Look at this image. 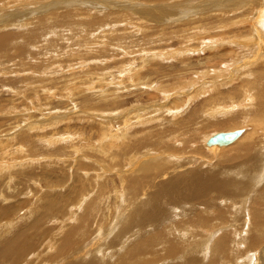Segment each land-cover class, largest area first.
<instances>
[{
	"label": "rangeland",
	"instance_id": "1",
	"mask_svg": "<svg viewBox=\"0 0 264 264\" xmlns=\"http://www.w3.org/2000/svg\"><path fill=\"white\" fill-rule=\"evenodd\" d=\"M263 6L264 0H0V38L5 37L0 41L4 46H0V242L14 237L21 229V239L40 252H37L39 256L35 252L24 262L15 264H67L71 261L74 264H91L92 261L96 264H134V261L136 264H264V244L249 249L241 241L243 235L251 236L255 232L254 229L247 234L245 229L249 227V217L257 213V204L264 202V141L256 145V148L262 145V150L250 152L239 144L225 148L216 156L208 153L210 148L204 142L199 148L196 146L198 149L180 154L181 161L167 157L170 151L169 148L164 150L166 140L160 150L148 148L147 152L142 147L151 144L152 139L159 144L161 131L168 130L172 115L176 114L178 122L185 123L194 112L207 108L211 96L229 99L228 94H235L237 87L246 84V79L247 84L257 83L256 73L264 68V19L261 28L245 21L250 9H254L251 16L254 17ZM156 13L159 15L155 16ZM219 45L231 53L219 54ZM151 53L157 56L151 57ZM215 54L221 58L215 59ZM230 55L239 57L228 69L232 73L236 71L235 77L228 70L224 76L221 74L225 71L221 76L213 74L217 67L222 69L229 65L233 58L226 59ZM248 61L253 62L250 65ZM249 69L256 77L246 73ZM152 71L154 75L150 74ZM158 71L164 73L163 76L167 74L164 76L167 79L161 80L156 74ZM115 96L117 103L111 99ZM236 97L239 98L236 102L226 101L218 109L229 112L230 108L232 114L219 119L235 120L234 123L205 128L198 136V143L217 133L248 130V124L240 116L245 112L243 104L248 105L247 98L239 94L234 95ZM235 105L238 107L231 108ZM123 129L124 133L132 131L128 136L130 141L127 134L121 137ZM183 141L173 139L167 144L184 151L186 142ZM127 145L134 148L135 157L126 155ZM190 150L196 153L191 152L192 155ZM246 153L251 154L245 157ZM140 160L146 161L142 171L146 166L156 169L163 163L158 169L171 165V171H184L186 179H191L190 175L194 176L197 171H205L204 174L214 180L207 197L190 191L183 193L173 183L176 197L169 195L179 196L177 201L187 204L184 210L176 207L178 210L171 212L172 220L179 218L176 215L180 216L183 211L181 214L185 216L179 222L197 221L201 219L198 214L206 210L203 216L212 219L209 233L215 232L211 241L208 233L199 231L204 227L193 226L190 229L197 232L167 229L172 235L168 237L174 239L170 243H166L169 238L155 246L145 243V237L157 233L150 234L153 225L149 222L152 226H145L137 233L139 226L128 218L132 206L127 207L123 187L127 167ZM249 166H253V171ZM227 167L233 172H246L228 173V176L219 172ZM176 178L169 175L160 179L153 195L159 187L166 188ZM220 179L228 185L221 184ZM222 185L228 188L227 195L226 190H221ZM200 201L204 202L200 205ZM147 204L143 203L138 209L151 211ZM95 206L99 207L95 209ZM3 207L10 209L9 218H5ZM107 219L110 220L107 222ZM108 224L115 227L113 234H107L111 229H107ZM243 226H247L245 232ZM163 232L162 237L166 235ZM128 233L138 237L137 245ZM125 235L130 240L125 239ZM219 236H223L222 240L228 238L229 249L225 253L222 251L225 241L214 242ZM112 241V246L107 245ZM83 249L87 254L77 258ZM157 257H161L159 261ZM5 263L0 261V264Z\"/></svg>",
	"mask_w": 264,
	"mask_h": 264
},
{
	"label": "bare ground",
	"instance_id": "2",
	"mask_svg": "<svg viewBox=\"0 0 264 264\" xmlns=\"http://www.w3.org/2000/svg\"><path fill=\"white\" fill-rule=\"evenodd\" d=\"M237 6V5H236ZM162 7V6H161ZM165 8V7H164ZM232 9V8H231ZM256 9V8H255ZM253 12H254V9H250L249 10V12H248V20L247 21H245V22H250V24H252L253 25V27H256L255 25H260L259 27L261 28V26H262V23H263V19H264V6L259 10V11H257L256 12V14H255V16L254 17H251L252 16V14H253ZM157 15H159V13L157 14L156 13V15L155 16H157ZM232 15H235V14H232ZM229 16H230V14H229ZM261 17V18H260ZM147 20H149V19H147ZM223 21H225V20H223ZM101 22H103V21H101ZM248 22V23H249ZM84 23V22H83ZM91 23V22H90ZM97 24H98V22H96ZM96 23H94V24H96ZM226 24H228V21L226 22ZM223 25V24H222ZM95 27V26H94ZM140 27V26H139ZM209 27V26H208ZM221 27H223V26H221ZM87 28V27H86ZM141 28H143V27H141ZM211 28V27H210ZM230 28V27H229ZM257 28V27H256ZM142 30V29H141ZM201 30V29H200ZM200 30H197V31H199L200 32ZM209 30V29H208ZM218 30V29H217ZM141 32V31H140ZM196 32V31H195ZM205 31H203L202 33H204ZM232 32V31H231ZM138 33V32H137ZM207 33H208V31H207ZM212 33H214V32H212ZM220 33V32H219ZM191 35H193V34H191ZM144 36V35H143ZM244 37V36H243ZM5 38V37H4ZM4 38H0V41H3L4 40ZM119 38V37H118ZM143 38V37H142ZM147 38V37H146ZM186 38V37H185ZM213 38V37H212ZM245 38H247V37H245ZM204 39H206V38H204ZM208 39V38H207ZM220 39V38H219ZM252 39V38H251ZM210 40H212V39H210ZM218 40V39H217ZM249 39L247 38V41H248ZM93 41V40H92ZM215 41V40H214ZM219 41V40H218ZM224 41H226V39L224 40ZM250 41V40H249ZM89 42V41H88ZM139 42V41H138ZM193 42V41H192ZM213 42V41H212ZM200 43V42H199ZM222 43V42H221ZM237 44V43H236ZM84 45V44H83ZM130 45V44H129ZM133 45V44H132ZM200 45V44H199ZM218 45V44H217ZM235 45V44H234ZM239 45V44H238ZM238 45H236V46H238ZM245 45V44H244ZM247 45V44H246ZM0 46H3L2 44H1V42H0ZM105 46V45H104ZM220 46V45H219ZM242 46V45H241ZM4 47V46H3ZM87 47V46H86ZM214 47V46H213ZM213 47L211 48V49H213ZM224 46L223 45H221L220 47H219V50H217V48H216V50L218 51V53L219 54H222V53H225V52H227V54H229V53H231L230 51H228V49H224L223 48ZM235 47V46H234ZM1 48V47H0ZM103 48V47H102ZM148 49V48H147ZM210 49V50H211ZM97 50V49H96ZM99 51V50H98ZM149 51V50H148ZM185 51V50H184ZM215 51V50H214ZM125 52V51H124ZM138 53V52H137ZM184 53V52H183ZM103 54V53H102ZM152 54V53H151ZM161 54V53H160ZM181 54V53H180ZM214 55V54H213ZM261 55V54H260ZM157 55H156V53L154 54H152L151 55V57H156ZM159 56H161V55H159ZM212 56V55H211ZM223 56V58H224V55H222ZM226 56V55H225ZM258 56V55H257ZM117 57V56H116ZM230 57H232L231 55L226 59L227 61H229L231 58ZM143 59H144V57H142ZM221 58V56L220 55H216L215 54V59H220ZM233 59H231V61H230V63H229V65L227 66V67H222V69H221V67L220 68H216V70L215 71H212V73L214 74V73H216V74H218L219 73V76H221V75H226V73H227V71L226 70H228L230 67H231V65L233 64V62L234 63H236V62H238V56L236 55V56H234V57H232ZM258 58H261L260 56H258ZM116 59V58H115ZM132 59V58H131ZM130 59V60H131ZM214 59V60H215ZM255 59V58H254ZM253 59V60H254ZM137 60V59H136ZM145 60H147V58H145ZM144 60V61H145ZM224 60H225V58H224ZM258 59H256L255 61H257ZM263 60V59H262ZM261 60V61H262ZM85 62V61H84ZM155 62V61H154ZM249 62V61H248ZM253 62V61H252ZM252 62H249V64L251 65L252 64ZM145 63V62H144ZM42 64V63H41ZM159 64V63H158ZM136 66V65H135ZM213 66V65H212ZM82 67V66H81ZM87 67H89V66H87ZM92 67H93V65H92ZM141 67V66H140ZM160 67V66H159ZM252 67V66H251ZM136 68V67H135ZM239 68V67H238ZM241 68V67H240ZM39 69V68H38ZM209 69V68H208ZM207 69V70H208ZM214 69V68H213ZM237 69V68H236ZM252 69V68H251ZM251 69H249V71L248 70H246L247 72L246 73H248V74H251L252 76H255V73L251 70ZM33 70V69H32ZM101 70V69H100ZM127 70V69H126ZM180 70V69H179ZM182 70V69H181ZM187 70V69H186ZM212 70V69H211ZM230 70V69H229ZM228 70V72H230ZM151 71V70H150ZM178 71V70H177ZM177 71H174L175 73L177 72ZM222 71H225V74L222 72ZM255 71V70H254ZM147 72V71H146ZM221 72L223 73V74H221ZM236 72V71H235ZM235 72L233 71V73L232 72H230V73H232V75L234 76L235 75ZM238 72V71H237ZM129 73V72H128ZM130 73H132V70H131V72ZM180 73V72H179ZM209 73V72H208ZM244 73V72H243ZM92 74V73H91ZM134 75H135V73H133ZM133 74H131V75H133ZM144 74V73H143ZM150 74H153L154 75V71H152V72H150ZM157 76H159V77H161V80H163L162 78L165 76V75H167V74H165L164 76L162 75V74H164V73H161L160 71H158L157 73ZM172 74V73H171ZM177 74V73H176ZM221 74V75H220ZM240 74V73H239ZM254 74V75H253ZM258 74L260 75V78L258 79ZM110 75V74H109ZM127 75V74H126ZM130 75V74H129ZM130 75V76H131ZM170 75V74H169ZM173 75H175V74H173ZM251 75H249V76H251ZM102 76V75H101ZM145 76V75H144ZM172 76V75H171ZM242 76H243V74H242ZM256 76H257V79H256V84H254V83H252L251 81H249V83L251 82L252 84H247V82H248V80L246 79V84H244V85H241V87H237V91H234L235 92V94H233V93H229L228 94V97H230L229 99H226L225 98V96H222L223 95V93H219L221 96H222V99H219V98H217V97H214V98H212V96H211V99L209 100V102H207L208 104L206 105V107L207 108H201V110H197L196 112H194L192 115H190L189 116V118L187 119V121L184 123V122H178L180 119L179 118H177V115L175 114V115H172V119H170V120H173L172 122H171V125L170 126H168V130H166L165 128H164V130L163 131H161V135H160V137H159V144H157L156 142L158 141H156V142H154V140L152 139V143L150 144V142H149V145H147V146H142V147H144V150H147V152H149L150 151V149H149V151H148V148H154L155 150H157V149H161V146H162V143H165V140H166V145L164 146V150L166 149V148H169L168 149V151H170V152H168V153H170V154H168L167 155V157L168 158H170V159H172V160H177V161H181L182 159H181V157H179L180 156V154L181 155H183V153H186V151L188 150V149H195V147L197 146L198 148H199V144H202V143H206V146L208 147V148H210L208 151V153H210L211 155H214V156H216V155H219V153H221L220 151H223L225 148H228V147H232V146H234V145H239V144H242V145H244L245 146V149H247V150H251L250 152H252V149H256V150H262V149H260V147L262 146H260V147H257L256 148V145H258V144H260V143H262L263 141H264V133H263V130H264V102L262 101V99L264 98V83H263V80H264V68H260V69H258V71H257V73H256ZM255 76V77H256ZM262 76V77H261ZM97 77V76H96ZM235 77V76H234ZM255 77H253L254 79H255ZM87 78H90V77H87ZM136 78V77H135ZM141 78H143V77H141ZM171 78V77H170ZM180 78V77H179ZM252 78V77H251ZM262 78V79H261ZM91 79V78H90ZM145 79V78H144ZM164 79H167V78H165L164 77ZM178 79V78H177ZM240 79H242L241 77H240ZM253 79V80H254ZM32 80V79H31ZM171 80V79H170ZM174 80H175V78H174ZM59 81V80H58ZM85 81V80H84ZM137 81H138V79H137ZM159 81V80H158ZM233 81H235V80H233ZM238 81V80H237ZM26 82V81H25ZM67 82V81H66ZM143 82V81H142ZM68 83V82H67ZM86 83H88V82H86ZM103 83V82H102ZM225 83V82H224ZM61 84V83H60ZM139 84V83H138ZM219 84V83H218ZM230 84V83H229ZM160 85V84H159ZM158 85V86H159ZM231 85V84H230ZM233 85H234V83H233ZM232 85V86H233ZM157 86V85H156ZM231 86V87H232ZM236 86H239V84L238 85H236ZM94 87V86H93ZM92 87V88H93ZM155 87V86H154ZM177 88V87H176ZM59 89V88H58ZM214 89V88H213ZM217 90V89H216ZM167 91V90H166ZM49 92V91H48ZM164 92H165V90H164ZM226 92V91H225ZM212 93V92H211ZM210 93V94H211ZM227 93V92H226ZM18 94V93H17ZM237 94H239L240 96H243V95H245V97L247 98V102H248V105L247 104H243V106H244V109H245V112H242L241 113V118H242V120L245 122V124L247 125L248 124V130H247V128H244V129H242L241 131H242V134L238 137V139L237 140H235L233 143H231V144H229V145H217V144H215V143H209V139L210 138H212V137H214L215 135H213L212 137H211V135L208 137V138H203V139H201L200 140V143H198V136L199 135H202L203 134V131H204V129L205 128H208V127H214V126H220L221 127V125H223V123H226V122H230V123H234V121L235 120H226V122H224V121H221L219 118H222V117H225L226 115H231L232 114V112L230 111V108L227 106V108H229V112H226V111H221V110H218L219 108H220V106H221V104L222 103H224V102H226V101H229V102H236V100L237 99H239V98H234V95L236 96ZM180 98V97H179ZM112 99V101L114 102V103H117V101H118V98H117V96H115V97H113V98H111ZM209 99V98H208ZM208 99H206V101L208 100ZM243 101V100H242ZM245 101L246 100H244V103H245ZM205 102V101H204ZM204 104V103H203ZM223 105V104H222ZM34 106V105H33ZM223 107V106H222ZM236 107H238V106H236L235 105V107H231V108H236ZM240 108V107H239ZM223 109H225V108H223ZM239 111V110H238ZM244 111V110H243ZM237 112V111H236ZM143 113V112H142ZM170 113V112H169ZM168 113V114H169ZM172 113V112H171ZM234 114V113H233ZM151 116H153V115H151ZM149 117V116H148ZM147 117V118H148ZM156 118V117H155ZM155 118H154V120H155ZM223 119V118H222ZM151 120H153V119H151ZM150 121V120H149ZM149 121H148V123H149ZM156 121V120H155ZM161 121V120H160ZM166 122H167V120H165ZM145 122V121H144ZM154 122V121H153ZM158 122V121H157ZM147 123V122H146ZM145 123V124H146ZM168 123V122H167ZM172 123H176V124H172ZM155 124V123H154ZM161 124V123H160ZM227 124V123H226ZM153 125V124H152ZM156 125V124H155ZM145 126H147V125H145ZM151 126V125H150ZM219 127V128H220ZM128 129V128H127ZM131 130H133V129H131ZM137 130V129H136ZM140 130V129H139ZM156 130H157V128H156ZM239 130V129H238ZM237 130V131H238ZM149 132H150V130H148ZM132 132V131H131ZM130 132V133H131ZM232 132H234V131H232ZM129 132L127 133H124V129H123V131H122V135H121V137L122 136H125L126 134V136H127V138H128V136H129V134H130ZM139 133V132H138ZM142 132L140 131V134H141ZM151 133H152V131H151ZM157 133H158V130H157ZM222 133H225V132H222ZM227 133H229V132H227ZM261 133V134H260ZM263 133V134H262ZM104 134V136H105V133H103ZM137 134V133H136ZM144 134V133H143ZM148 134V133H147ZM150 134V133H149ZM218 134V133H217ZM153 135V134H152ZM138 136V135H137ZM145 136H146V134H145ZM63 137V136H62ZM206 137V136H205ZM132 138V137H131ZM142 139V138H141ZM144 139L146 140V138L144 137ZM147 139H149V138H147ZM150 139H151V137H150ZM173 139H183L185 142H186V144L184 143V141L182 142V143H184L183 145L185 146V148H184V151H182V150H175L174 148H173V145H169V144H167L169 141H173ZM128 140L130 141V139L128 138ZM260 140V141H259ZM54 141V140H53ZM72 141V140H71ZM137 141V140H136ZM258 141H259V143H258ZM131 142H132V140H131ZM135 143V142H134ZM138 143H140V142H138ZM204 143V144H205ZM1 144H3V143H1ZM137 144V143H136ZM54 145V144H53ZM183 145H181V146H183ZM128 146V148L129 149H127V150H125V153H126V155L128 156V157H132L133 158V156L135 157V154H134V151H133V149L134 148H132L131 146H129V145H127ZM183 146V147H184ZM204 146V145H203ZM124 147V146H123ZM171 147V148H170ZM196 147V149H198ZM95 149V148H94ZM138 150V149H137ZM153 150V149H152ZM192 150H190V152L189 153H191L192 152ZM142 151V150H141ZM196 151V150H195ZM195 151H193V152H195ZM139 152V151H138ZM144 152V151H143ZM142 152V153H143ZM153 152V151H152ZM155 152V151H154ZM164 152V151H163ZM192 152V153H193ZM197 152H198V150H197ZM262 152V151H261ZM3 153V152H2ZM141 153V152H140ZM191 153V154H192ZM196 153V152H195ZM257 153V152H256ZM8 154V153H7ZM247 154V155H246ZM245 154V157H247L248 155H250L251 153H246ZM262 153H260V155H261ZM193 155V154H192ZM264 156V155H263ZM166 157V158H167ZM189 157V156H188ZM261 157V156H260ZM1 158V157H0ZM140 158V157H139ZM253 158V157H252ZM2 159V158H1ZM256 159V158H255ZM195 160V159H194ZM198 160V159H197ZM248 160H250V159H248ZM257 160V159H256ZM124 161V160H123ZM142 160H140V161H137V162H140L139 164L137 163V162H135L134 164H130L128 167H127V170H126V173H127V176L124 178V181H123V187H124V192H125V198H126V202H127V207H129V206H132L131 207V209H132V212H129V214H128V211L126 212L127 214H128V218H129V220L130 219H133L134 221H135V224L136 225H138L139 226V228H138V230H137V233H139V231H141V230H143L144 229V227L145 226H152L153 225V229H151V230H149V231H151V235H152V233L154 234V233H157V235H153L152 237H148V238H146L145 237V243H149V246H155L154 244H157V243H161V241L162 240H166V239H168L169 237L168 236H172L170 233H169V231H177V230H181V232L183 231V229H189V230H192V229H190L191 227H193V226H195V227H204V228H201L199 231H202V233L203 234H209V236H210V238H209V240L211 241L212 240V238L215 236V232H213V233H209V232H211L212 230H210V223L212 222V219H210L211 217L210 216H203V214L205 213V211L204 212H198V211H196L197 213H199L198 215L201 217V219H199V220H195V221H188V223L187 222H184V223H182L181 221L179 222V220H181L180 218H183L185 215V213H183V215L181 214L183 211L182 210H180V211H182V212H180V216H177L176 215V217H179V218H175L174 220H172V215H171V212L172 211H174V210H178L176 207H179L180 209H183V208H185L186 206H187V204H185L184 202H181V201H177V199H179V198H181V197H179V196H177V198H172L171 196H173L174 195V192L176 191V189H180V190H183V193H185V192H188V191H190L191 193H195V195L196 196H200V195H202L203 197H207L210 193H209V191L210 190H212L213 189V181L214 180H212V179H209L208 178V176L207 175H205L206 174V172L205 171H203V172H200V171H197L196 173H195V175L194 176H192V175H190L191 176V179H186L185 178V175L183 174V172L184 171H181V172H179L180 170H178V172H175V171H171V167L170 166H168L167 165V167H164L162 170H160V169H158V168H161V167H163L164 165H163V163H161V164H159V165H157V168L155 169H150V168H146V167H148V166H146L144 169H143V171H142V166L144 165L143 163H145L146 161H142ZM168 162V161H167ZM174 162V161H173ZM247 162V161H246ZM169 163V162H168ZM187 163V162H186ZM190 163V162H189ZM205 163V162H204ZM250 163H252V162H250ZM255 163V162H254ZM188 164V163H187ZM249 164V163H248ZM258 164V163H257ZM123 165V164H122ZM135 165V166H134ZM163 165V166H162ZM253 165V164H252ZM259 165V164H258ZM153 166V165H152ZM177 166H179V164L177 165ZM176 166V167H177ZM130 167H132V168H130ZM187 167H189V166H186V168ZM245 167H246V165H245ZM251 166H249V168H250ZM253 167V166H252ZM251 167V168H252ZM148 169V170H147ZM174 169V168H173ZM177 169H179V168H177ZM177 169H176V171H177ZM219 169V168H218ZM242 170H243V168H241ZM253 169L254 168H252V169H250L251 171H253ZM153 170V171H152ZM217 170V169H216ZM232 170V168H229V167H227V169H221V170H219V172L220 173H222V174H226L227 176L229 175L228 173H230V174H235L236 172H237V170H236V172H233V171H231ZM234 170V169H233ZM249 170V171H250ZM146 171V173H144ZM213 171V170H212ZM239 171H241V170H239ZM237 172V173H245L246 171H243V172ZM142 173H143V175H142ZM176 173H179V174H176ZM205 173V174H204ZM218 174V173H217ZM256 174H257V171H256ZM255 174V175H256ZM142 175V176H141ZM169 175H172V176H176L177 178L176 179H174V180H172L170 183H169V185L166 187V188H162V189H160V187L158 188V190H157V194H155V195H153V193L154 192H156V191H154V189L157 187V184H158V182H160L161 180L160 179H165V178H167ZM210 175V174H209ZM212 175V174H211ZM237 175V174H236ZM239 175V174H238ZM264 175V174H263ZM251 177V176H250ZM14 178V177H13ZM232 178V177H231ZM233 178H235V177H233ZM246 178L248 179V176H246ZM263 178H264V176H263ZM11 179V178H10ZM123 179V178H122ZM216 179H218V178H216ZM237 179V178H236ZM257 179V178H256ZM219 181H221V179L219 180ZM235 181V180H234ZM236 181H238V180H236ZM243 181V180H242ZM245 181V180H244ZM248 181H250V180H248ZM247 182V181H246ZM251 182V181H250ZM171 183H173V185H174V187H176V189L173 191L172 190V185H171ZM245 183V182H244ZM248 183V182H247ZM204 184H206V185H204ZM221 184H224V185H228V184H226V182H225V180H223V181H221ZM233 184V183H232ZM243 184V183H242ZM251 184V183H250ZM235 185V184H234ZM237 185H238V183H237ZM245 185H248V184H246L245 183ZM221 187V186H220ZM225 187H227V186H225ZM229 187V186H228ZM242 187V186H241ZM245 187V186H244ZM243 187V188H244ZM222 189L221 190H223L224 188H223V185H222V187H221ZM230 188V187H229ZM237 188H239V187H237ZM107 189V188H106ZM226 189H228V188H226ZM226 189H224V190H226ZM255 189V188H254ZM108 190V189H107ZM114 190V188L112 189V191ZM206 190H208L207 192H206ZM215 190H217V189H215ZM220 190V189H219ZM220 190V191H221ZM239 190V189H238ZM227 191L228 190H226L225 192H226V195H227ZM257 191V190H256ZM262 191V190H261ZM189 192V193H190ZM239 192V191H238ZM263 193L262 194H264V190L262 191ZM177 193V192H176ZM239 194V193H238ZM242 194V193H241ZM261 193H259V195H260ZM169 195H171V196H169ZM223 195V194H222ZM258 195V194H257ZM258 195V196H259ZM54 196V195H53ZM175 196V195H174ZM187 196V195H186ZM2 197H4L3 195H2ZM147 198L146 200H144V198ZM176 197V196H175ZM260 197V196H259ZM53 197H51V199H52ZM105 198H106V196H105ZM124 198V197H123ZM140 199L141 198V200H137V199ZM183 198V197H182ZM189 198V197H188ZM256 198V197H255ZM263 199H264V197H263ZM124 200V199H123ZM185 199L183 198V201H184ZM187 201H189V200H191V199H186ZM262 200V199H261ZM224 201V200H223ZM226 201V200H225ZM204 201H200V205L203 203ZM228 202V201H227ZM260 202V201H259ZM55 203V202H54ZM143 203H145V204H147V206H149L150 208H152V210L151 211H149L148 209H147V212H143L141 209H138V207H141L142 206V204ZM183 203V204H182ZM187 203V202H186ZM222 203V202H221ZM225 203V202H224ZM255 203H258V202H255ZM75 204V203H74ZM163 205V206H162ZM231 205V204H230ZM252 205H254V204H252ZM162 206V207H161ZM192 206V205H191ZM99 206H95L94 208L95 209H97ZM193 208H194V206H192ZM191 207V208H192ZM198 207V206H197ZM196 207V208H197ZM248 207V206H247ZM253 207V206H252ZM257 207H258V209L256 208V210H255V212H257L256 214L254 213V214H252V216L251 217H249V218H251V220H249L250 221V223H249V227L247 228V226H243L244 228H243V232H245L244 231V229L245 228H247V229H245L246 231H247V234H250L254 229H255V232L253 233V235H249V236H245V235H243V237H242V240L241 241H243V243L245 244V247H248L249 249L250 248H259L260 246H262L263 244H264V202H262V203H260V204H257ZM5 207H3V209H4ZM45 208H46V206H45ZM191 208H189V209H191ZM253 208H255V206L253 207ZM1 209V208H0ZM3 209H2V211H3ZM6 209V208H5ZM47 209V208H46ZM60 209V208H59ZM221 209V208H220ZM250 209V208H249ZM252 209V208H251ZM50 210V209H49ZM184 210V209H183ZM197 210V209H196ZM217 210H219L218 208H217ZM9 211H10V209H9ZM9 211H7V209L6 210H4V215H7V217H5V218H9L8 217V215H11L10 213H11V211L9 212ZM44 211V210H43ZM52 211H53V209H52ZM187 211H188V208H187ZM190 211V210H189ZM193 211V210H192ZM208 211V210H207ZM222 211H223V209H222ZM164 212V213H163ZM191 212V211H190ZM194 212V211H193ZM217 212V211H216ZM220 212V211H219ZM34 213H36V212H34ZM51 213V212H50ZM163 213V214H162ZM195 213V212H194ZM196 213V214H197ZM83 214V213H82ZM117 214V213H116ZM219 214H221V213H219ZM250 214V213H249ZM84 215V214H83ZM113 215V214H112ZM115 215V214H114ZM171 215V216H170ZM225 215V214H224ZM82 216V215H81ZM193 216H196V215H193ZM40 217V216H39ZM113 217V216H112ZM116 217V216H115ZM191 217V216H190ZM198 217V216H197ZM204 217H207V218H204ZM41 218V217H40ZM86 218V217H85ZM186 218V217H185ZM1 219V218H0ZM34 219H37V217L36 218H34ZM126 219V218H125ZM124 219V220H125ZM195 219V218H194ZM213 219H215V218H213ZM223 219H225L224 217H223ZM110 219H107V222L109 221ZM113 220V219H112ZM123 220V221H124ZM7 221V220H6ZM37 221V220H36ZM54 221V220H53ZM56 221V220H55ZM122 221V220H121ZM222 221V220H221ZM9 222V221H8ZM114 222V221H113ZM116 222H118V221H116ZM152 223V225L151 224H149V223ZM190 222V223H189ZM243 222V221H242ZM42 223V222H41ZM111 223H112V221H111ZM120 223V222H119ZM177 223V224H176ZM12 224V223H11ZM37 224H38V221H37ZM62 224V223H61ZM60 224V225H61ZM104 224V223H103ZM107 224V223H106ZM59 225V226H60ZM64 225V224H63ZM118 225V224H117ZM132 225L134 226V224L132 223ZM132 225H130V226H132ZM11 226V225H10ZM31 226V225H30ZM30 226H28V227H30ZM116 226V225H115ZM27 227V228H28ZM58 227V226H57ZM136 227V226H135ZM23 228H26V227H23ZM22 228V229H23ZM26 228V231H28V230H30V229H27ZM109 228H111L110 230H109V232L107 233V234H113V230L115 229V227L114 226H111V224H108L107 225V229H109ZM118 228H119V226H118ZM34 229V228H33ZM38 229V228H37ZM36 229V230H37ZM167 229L169 230V231H167ZM24 230V229H23ZM39 230V229H38ZM37 230V231H38ZM194 231H198V230H196V229H193ZM20 231H21V229L19 230V232H17L15 235H14V237H12V238H8V239H6L5 241H2V242H0V261H5L6 263H9L10 261H13V263L15 264V262L16 263H21V262H24V260H26L27 258H29L31 255H32V253H35L36 252V249L33 247V245H30L31 243L29 242V241H27V242H29L30 244H27L26 243V241H24V240H22L21 239V236H20V234H22V233H20ZM34 231H35V229H34ZM68 231V230H67ZM116 231H119L118 229L116 230ZM148 231V232H149ZM162 231H164L165 233H166V235L165 236H163L162 237ZM218 231V230H217ZM66 232V231H65ZM74 231H72V233H73ZM110 232H112V233H110ZM163 232V233H164ZM178 232V231H177ZM184 232H186V231H184ZM25 233V232H24ZM75 233V232H74ZM101 233H103V232H101ZM100 233V234H101ZM136 233V232H135ZM190 234L191 233H193V232H189ZM217 233V232H216ZM242 233V232H241ZM129 235H131L134 239H135V244L137 243V241H138V237H136V235H134V234H132V233H128ZM178 234V233H177ZM177 234H176V236H177ZM236 234H237V232H236ZM65 235V234H64ZM63 235V236H64ZM67 235V234H66ZM70 235V234H69ZM139 235V234H138ZM142 235V234H141ZM149 235V234H148ZM179 235H182V234H179ZM238 235V234H237ZM46 236V235H45ZM68 236V235H67ZM66 236V237H67ZM71 236V235H70ZM73 236V235H72ZM95 236V235H94ZM106 236V235H105ZM112 236V235H111ZM183 236V235H182ZM204 236V235H203ZM223 236H227V235H223ZM223 236H219V237H217L216 238V241L214 240V242H215V244H217V243H220V242H222L223 243V241H225V243H223V246H225V248H222V251H223V253H225V250H228L229 249V245H228V243H227V239L228 238H224L223 240H222V238H223ZM69 237V236H68ZM98 237V236H97ZM102 237V236H101ZM107 238H108V236H106ZM105 237V238H106ZM127 235H125V239H127ZM181 237V236H180ZM179 237V238H180ZM26 238H28V237H26ZM65 238V237H64ZM104 238V239H105ZM106 238V239H107ZM112 238H113V236H112ZM129 238V237H128ZM142 238H143V236H142ZM43 240L45 239V241H46V238H42ZM41 239V240H42ZM75 239V238H74ZM95 239V238H94ZM116 239V238H115ZM117 239H118V237H117ZM178 239V238H177ZM189 239V238H188ZM195 239V238H194ZM68 241L70 240V238L69 239H67ZM77 240V239H76ZM102 240V239H101ZM119 240V239H118ZM117 240V241H118ZM128 240H130V238L128 239ZM142 240H144V239H141L140 241L142 242ZM164 240V241H165ZM190 240V239H189ZM64 241V240H63ZM72 241H74V240H72ZM103 241V240H102ZM114 241V240H113ZM113 241H112V243L111 244H107V245H110V246H112V244H114L113 243ZM116 241V240H115ZM124 241V240H123ZM122 241V242H123ZM172 241H174V239H170L169 238V240L166 242V243H170V242H172ZM183 241V240H182ZM181 241V242H182ZM187 241V240H186ZM64 242H66V238H65V241ZM70 242V241H69ZM86 242V241H85ZM128 242V241H127ZM126 242V243H127ZM184 242V241H183ZM63 243V242H62ZM87 243H88V241H87ZM105 243V242H104ZM118 243V242H117ZM143 243V242H142ZM243 243H241V245L243 244ZM65 244V243H64ZM63 244V245H64ZM71 244V243H70ZM73 244V243H72ZM101 244H102V242H101ZM120 244V243H119ZM118 244V245H119ZM124 244H125V242H124ZM138 244V243H137ZM136 244V245H137ZM192 244V243H191ZM235 244H236V246L237 247H239V245H240V243L239 242H235ZM244 244L242 245V246H244ZM62 245V244H61ZM68 245V244H67ZM66 245V246H67ZM74 245V244H73ZM76 245V244H75ZM82 245V244H81ZM123 245V244H122ZM142 245V244H141ZM145 246L147 245V244H144ZM214 245V244H213ZM234 245V244H233ZM51 246V245H50ZM72 246V245H71ZM85 246H87L86 244H85ZM95 246V245H94ZM117 246V245H116ZM140 245H138V247H139ZM177 245H175V247H176ZM264 246V245H263ZM73 247V246H72ZM71 247V248H72ZM80 247V246H79ZM82 247V246H81ZM99 247V246H98ZM97 247V248H98ZM102 247V246H101ZM118 247V246H117ZM119 247H121V246H119ZM137 247V246H136ZM169 247V245H166V248H168ZM175 247L173 246L172 248H174L175 249ZM208 247L210 248V246L208 245ZM241 247V246H240ZM244 247V248H245ZM67 248H69V247H67ZM87 248V247H86ZM100 248V247H99ZM176 248H178V247H176ZM211 248H212V246H211ZM42 249V248H41ZM49 249V248H48ZM77 249H79L78 247H77ZM80 249H82V248H80ZM103 249V248H102ZM101 249V250H102ZM109 249H110V247H109ZM123 248H121V249H119L120 251L122 250ZM147 249V248H146ZM169 250H170V248H168ZM168 249H167V251H168ZM243 249V248H242ZM64 249L62 248V250L60 251V249H59V251L60 252H62ZM106 250V249H105ZM104 250V251H105ZM132 250V249H131ZM184 250H185V248H184ZM39 251V250H38ZM37 251V252H38ZM44 251V250H43ZM58 251V252H59ZM74 251V250H73ZM97 251V250H96ZM134 251V250H133ZM143 250H141V251H139V253H141ZM173 251V250H172ZM175 251H177L176 249H175ZM36 252V253H37ZM57 252V251H56ZM59 252V253H60ZM106 252H107V250H106ZM135 252V251H134ZM179 252V251H178ZM187 252V251H186ZM204 252V251H203ZM38 253H40V252H38ZM38 253H37V255H38ZM64 253H65V251H64ZM74 253V252H73ZM104 253V252H103ZM66 254H67V251H66ZM66 254H65V256H66ZM68 254H69V252H68ZM78 254H80V256L79 257H77V258H80V257H83L84 255H86L87 254V251H85L84 249L83 250H81V251H79V253ZM130 254V253H129ZM131 254H133V252L131 253ZM169 254V253H168ZM36 255V254H35ZM56 255H57V253H56ZM64 255V254H63ZM95 255V254H94ZM97 255V254H96ZM140 255V254H139ZM161 255H163V254H161ZM210 255V254H209ZM224 255H226V254H224ZM250 255V254H249ZM262 255H264V252H263V254ZM34 256V255H33ZM39 256V255H38ZM54 256H55V254H54ZM58 256V255H57ZM70 256H72V255H70ZM130 256V255H129ZM164 256V255H163ZM63 258H64V256H62ZM106 257V256H105ZM170 257V256H169ZM226 257H228V256H226ZM35 258V257H34ZM61 258V257H60ZM70 258V257H69ZM133 258V257H132ZM161 257H157V260L159 261V259H160ZM183 258V257H182ZM189 258V257H188ZM187 258V259H188ZM208 258V257H207ZM210 258H211V256H210ZM263 258H264V256H263ZM65 259V258H64ZM100 259V258H99ZM103 259V258H102ZM121 259H122V261H124V259H123V256L121 257ZM130 259V258H129ZM137 259V258H136ZM135 260V259H134ZM143 260V259H142ZM188 261V260H187ZM52 262V261H51ZM72 262V261H71ZM67 263V264H74L73 262L72 263ZM144 262V261H143ZM189 262V261H188ZM5 263V264H6ZM30 263V262H29ZM25 264H27V262L25 263ZM91 264H96L95 262H91ZM98 264V263H97ZM101 264V263H100ZM134 264H136V262L134 261ZM185 264H187L186 262H185Z\"/></svg>",
	"mask_w": 264,
	"mask_h": 264
},
{
	"label": "water",
	"instance_id": "3",
	"mask_svg": "<svg viewBox=\"0 0 264 264\" xmlns=\"http://www.w3.org/2000/svg\"><path fill=\"white\" fill-rule=\"evenodd\" d=\"M241 134V130L229 133H218L214 137L209 139V143H215L217 145H229L237 140Z\"/></svg>",
	"mask_w": 264,
	"mask_h": 264
}]
</instances>
